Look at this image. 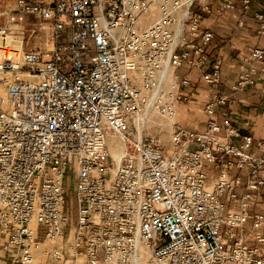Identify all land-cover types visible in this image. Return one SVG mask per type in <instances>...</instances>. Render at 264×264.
I'll return each mask as SVG.
<instances>
[{"label": "built area", "instance_id": "built-area-1", "mask_svg": "<svg viewBox=\"0 0 264 264\" xmlns=\"http://www.w3.org/2000/svg\"><path fill=\"white\" fill-rule=\"evenodd\" d=\"M238 2L245 12L251 0H15L0 11L5 264H34L39 233L62 238L67 172L81 264H264V214L249 212L264 188V140L241 136L228 112L233 93L264 78L252 65L264 49L240 52L243 65L224 94L222 60L210 55L213 33L201 25L206 15L235 12ZM26 14L48 28L47 47L25 49ZM253 18L264 36V12ZM179 69L199 70L211 89L202 129L174 120L173 102L184 92H161L164 70L166 78ZM175 81L177 89L190 86L186 75ZM147 103L172 120L168 153L157 138L132 132ZM107 131L122 144L117 155ZM204 166L216 172L210 185ZM46 254L62 260L60 248Z\"/></svg>", "mask_w": 264, "mask_h": 264}, {"label": "crops", "instance_id": "crops-1", "mask_svg": "<svg viewBox=\"0 0 264 264\" xmlns=\"http://www.w3.org/2000/svg\"><path fill=\"white\" fill-rule=\"evenodd\" d=\"M43 2L51 3L52 0H43ZM263 5L264 0H251L249 9L244 12L238 2V7L235 12L225 11L221 14H210L204 16L202 20V27L211 30L213 33L209 53L212 57L219 56L222 60L220 68V91L224 94H231L230 85L236 80L237 73L243 65L239 60L240 52L246 47L253 46L264 49V36L255 34L256 22L253 18L254 12H264ZM239 18L243 19L244 23L242 27L236 26ZM25 19L27 22L35 18L26 14ZM16 28L17 26L12 27V29ZM46 29L48 30L47 27ZM48 40L49 30L46 42H48ZM45 46L46 45H44V47ZM24 47L25 49L41 48V44L37 46L33 44L30 46V44L26 42ZM252 65L257 69L264 68V59L256 61ZM183 75H186L190 81L189 87L182 88V91L189 97L188 99L195 100L193 101L194 103H204L209 98L211 89L201 81L199 70L179 69L175 74L171 73L167 76L163 82L165 85H169L171 81ZM173 104L175 109L174 120L176 121V119L178 120V115L182 113V108L178 106V103ZM228 112L232 125L239 131L241 136L249 135L253 138L254 142L264 140V78L257 77L253 85L233 93L232 99L228 104ZM204 125L203 123L199 128H195L202 129ZM235 142L237 144L240 143V139H236ZM251 149L254 152L256 151L254 147ZM108 150L110 153L113 151V149L109 147ZM203 169L207 176V184L210 185L216 177V172L210 166H204ZM249 212L251 214H264V188H262L261 193L256 196L255 201L249 208ZM34 256L36 260L34 264H37L38 260L36 258L38 257V250L34 252ZM6 258L7 254L0 251V264H5L7 262Z\"/></svg>", "mask_w": 264, "mask_h": 264}, {"label": "rangeland", "instance_id": "rangeland-1", "mask_svg": "<svg viewBox=\"0 0 264 264\" xmlns=\"http://www.w3.org/2000/svg\"><path fill=\"white\" fill-rule=\"evenodd\" d=\"M14 5V0H0V11L6 12L11 11ZM31 20V21H30ZM24 24L25 29V45L26 42L32 46L41 44V49L47 47V34L48 30L41 24L38 20L30 19ZM2 24H6L5 17L2 19ZM39 43V44H38ZM176 72V71H175ZM161 92L163 95L174 93L177 90L182 91V88L177 89V81H171V84L165 85L164 82L161 85ZM183 92V91H182ZM187 96V95H186ZM177 100L173 103H178V106L182 108V113L178 115V120L176 122L185 128L194 129L195 127H200L206 122V117L204 116L203 106L204 103H194L195 100ZM165 100L167 97L165 96ZM189 101V102H187ZM170 101H166L168 103ZM150 103V102H149ZM149 103L140 106L139 112L133 117V122L130 123L133 134H140L142 136H152L159 140L164 151L168 153L171 148V121L162 111L153 108ZM174 105V104H173ZM179 112V111H178ZM106 144L107 147L113 150H117L122 147L121 142L113 135L111 131L106 132ZM120 147V148H119ZM111 154L114 155V152ZM67 187V197H66V209L69 216V221L66 223L63 229V236L53 242H48L44 239L42 234H38V241L40 242V248L38 249V257L36 258L37 264H81L79 259L73 254L72 247V228L75 224V188L74 181L71 179L70 173L67 172L65 176V181ZM41 230V228H40ZM60 248L62 251V260L54 261L47 254V250L51 248Z\"/></svg>", "mask_w": 264, "mask_h": 264}, {"label": "bare ground", "instance_id": "bare-ground-1", "mask_svg": "<svg viewBox=\"0 0 264 264\" xmlns=\"http://www.w3.org/2000/svg\"><path fill=\"white\" fill-rule=\"evenodd\" d=\"M165 74H166V72H165V70H164V76H163V79H164L165 76H166ZM163 79L161 80V85H162V81H164ZM161 85H160V86H161ZM119 148H120V147H119ZM118 151H119V150L117 149V150H113L112 152H114V155H117V154H118Z\"/></svg>", "mask_w": 264, "mask_h": 264}]
</instances>
